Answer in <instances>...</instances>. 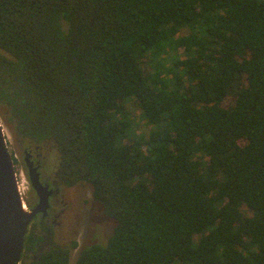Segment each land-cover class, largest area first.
<instances>
[{"label":"trees","instance_id":"16d2710c","mask_svg":"<svg viewBox=\"0 0 264 264\" xmlns=\"http://www.w3.org/2000/svg\"><path fill=\"white\" fill-rule=\"evenodd\" d=\"M0 118L115 223L32 264H264V0H0Z\"/></svg>","mask_w":264,"mask_h":264},{"label":"rangeland","instance_id":"374dc122","mask_svg":"<svg viewBox=\"0 0 264 264\" xmlns=\"http://www.w3.org/2000/svg\"><path fill=\"white\" fill-rule=\"evenodd\" d=\"M127 113L137 114L136 108L127 105L125 107ZM1 126L5 133V141L9 154L12 157L14 171L17 182L22 185L23 195L22 199L28 206L32 195L30 183L28 181L26 170L23 163L24 150L40 149L38 153L44 158V174L47 176L55 175L54 166L57 158L55 148L45 144L43 146H33L19 139H16L12 134L11 129L4 124L0 118ZM137 133H147V129L140 120L136 121ZM58 204L63 207L70 208V213L66 215L65 220L62 221L64 227H54L55 237L53 244L57 246L71 247L72 243H76L77 247L71 251L70 262L73 263L78 253L82 248L94 242L98 244H105L112 233L115 225L114 221L103 214L102 208L94 202L91 195V188L89 185H80L75 187H62L61 193L58 195ZM62 208L58 206V208ZM29 228V226H28ZM28 231V229H27ZM51 244L46 243L44 248H51ZM23 257L20 258L19 264L23 263ZM27 262V261H26ZM31 263V259L28 261Z\"/></svg>","mask_w":264,"mask_h":264},{"label":"water","instance_id":"95a60500","mask_svg":"<svg viewBox=\"0 0 264 264\" xmlns=\"http://www.w3.org/2000/svg\"><path fill=\"white\" fill-rule=\"evenodd\" d=\"M2 131L0 123V264H19L28 226L34 215L47 205V193L37 171L28 166L29 183L39 196V206L27 216L23 214L13 160Z\"/></svg>","mask_w":264,"mask_h":264},{"label":"flooded vegetation","instance_id":"af4514ba","mask_svg":"<svg viewBox=\"0 0 264 264\" xmlns=\"http://www.w3.org/2000/svg\"><path fill=\"white\" fill-rule=\"evenodd\" d=\"M37 152L32 150H24L23 153V163L26 170V175L28 178V166L34 168L39 175V182L43 188H45V194L47 193V205L42 208L41 211L37 212L32 218L26 236L33 237L34 239H40L41 241L36 242V246L38 248V252L48 251L50 249H54L55 247H65V246H57L53 244V238L55 237L54 227L63 228L64 225L62 221L65 220L67 214L70 213V208L63 207V205L58 204V195L61 193V188L64 187L62 183H60L56 176H47L44 174V158L38 151L40 149H35ZM55 171V166H54ZM29 181V179H28ZM86 185L85 183H77L75 186ZM71 186V187H75ZM67 187V186H66ZM32 195L29 200L28 209L29 212L35 211L39 206V196L32 189ZM61 206L62 208H58ZM25 236V237H26ZM46 243L51 244V248H44ZM21 257H23V263L29 264V260L31 259V263L35 262L37 259L36 255L33 253H27L24 250L22 251ZM27 261V262H26Z\"/></svg>","mask_w":264,"mask_h":264},{"label":"bare ground","instance_id":"6f19581e","mask_svg":"<svg viewBox=\"0 0 264 264\" xmlns=\"http://www.w3.org/2000/svg\"><path fill=\"white\" fill-rule=\"evenodd\" d=\"M2 134L4 135V138H5V133H4V130L2 131ZM15 183H16V190H17V193L19 195V198L21 199V205H22V211H23V214L25 216H27L29 214V209H28V206L26 205V203H24L23 199H22V195H23V188H22V185H20L18 182H17V178H16V174H15Z\"/></svg>","mask_w":264,"mask_h":264}]
</instances>
